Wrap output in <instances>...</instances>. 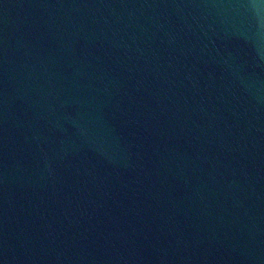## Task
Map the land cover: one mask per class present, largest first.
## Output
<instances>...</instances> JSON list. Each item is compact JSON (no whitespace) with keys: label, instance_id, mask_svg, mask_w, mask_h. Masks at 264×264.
Listing matches in <instances>:
<instances>
[{"label":"water","instance_id":"95a60500","mask_svg":"<svg viewBox=\"0 0 264 264\" xmlns=\"http://www.w3.org/2000/svg\"><path fill=\"white\" fill-rule=\"evenodd\" d=\"M0 264H264V0H0Z\"/></svg>","mask_w":264,"mask_h":264}]
</instances>
